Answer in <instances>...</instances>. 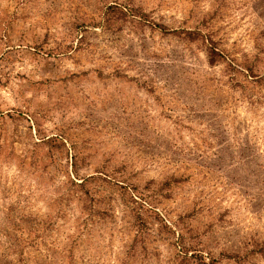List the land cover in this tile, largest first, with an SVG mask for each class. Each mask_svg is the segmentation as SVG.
Masks as SVG:
<instances>
[{"label":"rangeland","instance_id":"rangeland-1","mask_svg":"<svg viewBox=\"0 0 264 264\" xmlns=\"http://www.w3.org/2000/svg\"><path fill=\"white\" fill-rule=\"evenodd\" d=\"M0 264H264V0H0Z\"/></svg>","mask_w":264,"mask_h":264}]
</instances>
